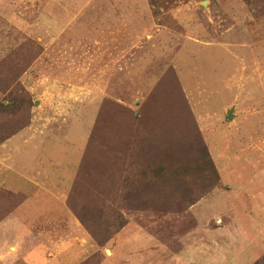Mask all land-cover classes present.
I'll return each instance as SVG.
<instances>
[{
    "label": "rangeland",
    "instance_id": "rangeland-1",
    "mask_svg": "<svg viewBox=\"0 0 264 264\" xmlns=\"http://www.w3.org/2000/svg\"><path fill=\"white\" fill-rule=\"evenodd\" d=\"M21 176L39 210L0 264H264V0H0ZM1 182L0 220L26 198Z\"/></svg>",
    "mask_w": 264,
    "mask_h": 264
},
{
    "label": "crops",
    "instance_id": "crops-1",
    "mask_svg": "<svg viewBox=\"0 0 264 264\" xmlns=\"http://www.w3.org/2000/svg\"><path fill=\"white\" fill-rule=\"evenodd\" d=\"M9 176V175H8ZM17 176V175H16ZM20 176V175H18ZM0 180L2 181L1 184L6 186L7 188H9L10 190H14L18 193H22L25 195V199L22 203L18 204L11 212H9L8 214H6V216H4L1 220H0V225L3 224H7L10 225L11 227H18V236H22L25 234V231L30 227V221L34 219V217H36V214L34 213L35 211H37V209L39 210V206L37 204V201H35V199L33 197H30V193L26 192L24 189L28 188V181H26L24 178H22V176L20 177L19 180V186L17 187L16 184H13V178L7 177V178H0ZM30 202V204H29ZM46 209L48 211H51L53 209H50L46 207ZM59 210L58 208L56 209V211ZM61 210H65L64 208H62ZM60 211V210H59ZM67 211L64 212V216L66 217ZM17 222L19 225H14L13 223ZM32 252V248H30V251H28L26 253V255H24V259L25 261H27L28 264H30V256ZM53 255V254H52ZM26 257V258H25ZM52 259H48L47 262H51V264H77V262L79 261V259L77 260V252H56V254H54L52 256ZM47 264V263H46Z\"/></svg>",
    "mask_w": 264,
    "mask_h": 264
},
{
    "label": "water",
    "instance_id": "water-1",
    "mask_svg": "<svg viewBox=\"0 0 264 264\" xmlns=\"http://www.w3.org/2000/svg\"><path fill=\"white\" fill-rule=\"evenodd\" d=\"M232 115L230 113H228V119H231Z\"/></svg>",
    "mask_w": 264,
    "mask_h": 264
},
{
    "label": "trees",
    "instance_id": "trees-1",
    "mask_svg": "<svg viewBox=\"0 0 264 264\" xmlns=\"http://www.w3.org/2000/svg\"><path fill=\"white\" fill-rule=\"evenodd\" d=\"M79 220V219H78Z\"/></svg>",
    "mask_w": 264,
    "mask_h": 264
}]
</instances>
